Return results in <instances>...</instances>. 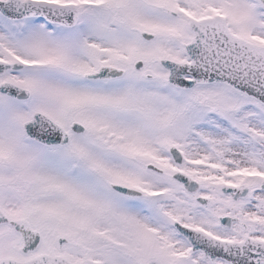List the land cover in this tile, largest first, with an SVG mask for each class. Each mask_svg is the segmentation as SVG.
I'll return each mask as SVG.
<instances>
[{"label":"snow or ice","instance_id":"1","mask_svg":"<svg viewBox=\"0 0 264 264\" xmlns=\"http://www.w3.org/2000/svg\"><path fill=\"white\" fill-rule=\"evenodd\" d=\"M0 264H264V0H0Z\"/></svg>","mask_w":264,"mask_h":264}]
</instances>
